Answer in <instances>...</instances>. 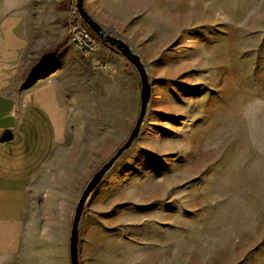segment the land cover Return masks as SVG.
<instances>
[{
  "label": "rangeland",
  "instance_id": "1",
  "mask_svg": "<svg viewBox=\"0 0 264 264\" xmlns=\"http://www.w3.org/2000/svg\"><path fill=\"white\" fill-rule=\"evenodd\" d=\"M22 1L31 4L21 11L22 35L29 52L36 51L38 70L55 65L71 44L89 54L107 53L108 45L92 31L85 49L74 41L86 36L77 0L68 11L57 9L63 0ZM84 5L100 27L140 56L152 91L140 136L105 175L84 213L100 226H108V206L111 218L116 215V264H140L142 242H148V264H264V0ZM128 66L139 84L134 121L126 136L116 137L112 152L70 157L84 165L69 169L70 182L79 176L76 207L138 119L142 84ZM84 139L79 149L91 150L92 138ZM64 156L59 152L56 160ZM126 250L132 259L121 257Z\"/></svg>",
  "mask_w": 264,
  "mask_h": 264
},
{
  "label": "crops",
  "instance_id": "2",
  "mask_svg": "<svg viewBox=\"0 0 264 264\" xmlns=\"http://www.w3.org/2000/svg\"><path fill=\"white\" fill-rule=\"evenodd\" d=\"M30 5L0 0V264H71L79 176L70 182L69 169L84 165L70 157L115 149L134 121L139 84L110 46L101 56L67 45L55 65L38 70L36 51L22 35L21 11ZM6 132L13 137L3 141ZM85 137L92 138L91 150L79 149ZM58 150L64 160H56ZM107 209L108 226L84 214L79 264H116L117 218ZM148 250V242L140 243V264H148ZM121 257L132 259V252Z\"/></svg>",
  "mask_w": 264,
  "mask_h": 264
},
{
  "label": "water",
  "instance_id": "3",
  "mask_svg": "<svg viewBox=\"0 0 264 264\" xmlns=\"http://www.w3.org/2000/svg\"><path fill=\"white\" fill-rule=\"evenodd\" d=\"M78 11L81 15L84 23L90 28V30L105 44L110 46L119 52L137 71L139 77L141 79V109L134 126L133 131L128 137L125 144H123L117 152L114 154L112 158H110L91 178L86 188L82 192V195L78 201L74 220L71 229V237H70V256H71V264H79L78 261V247H79V225L84 216L86 207L89 203L90 198L101 185L105 175L114 167L117 160L134 144V142L140 136L142 126L144 124L148 106L151 101V84L149 81V76L147 70L142 63L140 56L133 53L132 49L122 40L114 38L109 35L102 27L96 23L92 17L86 12V8L84 5V0H77ZM13 135L11 132H6L3 136L2 140L7 141L12 139Z\"/></svg>",
  "mask_w": 264,
  "mask_h": 264
},
{
  "label": "trees",
  "instance_id": "4",
  "mask_svg": "<svg viewBox=\"0 0 264 264\" xmlns=\"http://www.w3.org/2000/svg\"><path fill=\"white\" fill-rule=\"evenodd\" d=\"M71 5V0H63L62 4H60V6H57L58 10L60 11H68V9L70 8ZM68 42V37H65L57 46V48L52 52V54L50 55V59L51 61H55L57 58V54L59 53V51L61 50V48Z\"/></svg>",
  "mask_w": 264,
  "mask_h": 264
},
{
  "label": "built area",
  "instance_id": "5",
  "mask_svg": "<svg viewBox=\"0 0 264 264\" xmlns=\"http://www.w3.org/2000/svg\"><path fill=\"white\" fill-rule=\"evenodd\" d=\"M83 31H86V38H74V41L80 46L82 49H85V39H94V34L91 32V30L85 25V29H81Z\"/></svg>",
  "mask_w": 264,
  "mask_h": 264
},
{
  "label": "bare ground",
  "instance_id": "6",
  "mask_svg": "<svg viewBox=\"0 0 264 264\" xmlns=\"http://www.w3.org/2000/svg\"><path fill=\"white\" fill-rule=\"evenodd\" d=\"M82 37L86 38V36H82Z\"/></svg>",
  "mask_w": 264,
  "mask_h": 264
}]
</instances>
